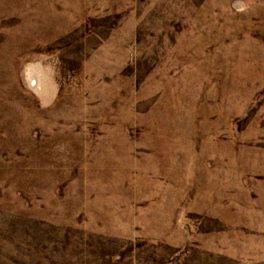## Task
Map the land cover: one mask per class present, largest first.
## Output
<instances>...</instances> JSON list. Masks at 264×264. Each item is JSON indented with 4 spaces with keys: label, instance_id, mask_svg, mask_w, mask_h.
Wrapping results in <instances>:
<instances>
[{
    "label": "rangeland",
    "instance_id": "374dc122",
    "mask_svg": "<svg viewBox=\"0 0 264 264\" xmlns=\"http://www.w3.org/2000/svg\"><path fill=\"white\" fill-rule=\"evenodd\" d=\"M0 264H264V0H0Z\"/></svg>",
    "mask_w": 264,
    "mask_h": 264
}]
</instances>
